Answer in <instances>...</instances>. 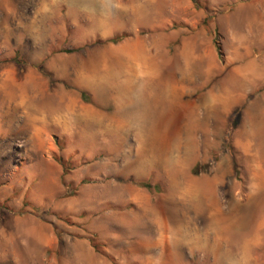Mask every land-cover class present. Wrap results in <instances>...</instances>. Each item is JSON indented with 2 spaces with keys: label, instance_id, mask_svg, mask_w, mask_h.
Segmentation results:
<instances>
[{
  "label": "rangeland",
  "instance_id": "374dc122",
  "mask_svg": "<svg viewBox=\"0 0 264 264\" xmlns=\"http://www.w3.org/2000/svg\"><path fill=\"white\" fill-rule=\"evenodd\" d=\"M0 264H264V0H0Z\"/></svg>",
  "mask_w": 264,
  "mask_h": 264
},
{
  "label": "bare ground",
  "instance_id": "6f19581e",
  "mask_svg": "<svg viewBox=\"0 0 264 264\" xmlns=\"http://www.w3.org/2000/svg\"><path fill=\"white\" fill-rule=\"evenodd\" d=\"M82 84V83H81ZM86 84H88L87 86L91 89L92 87H95L96 85H95V82H89V79H87L86 80ZM86 86V85H85ZM152 89L153 88H155L156 90H160V92L161 93H164V92H162V91H164V87L163 86H152L151 87ZM150 102H151V100H150ZM39 104V103H38ZM42 105L40 104V106H38L37 104H33V106L30 108V110L29 111H27V113L28 114H30V116L35 120V119H38L40 116H38V118H37V115H39V114H42L43 115V118L45 117V116H48L45 112H41V113H39L40 112V108L39 107H41ZM76 107V106H75ZM51 108H52V106H50L49 108L47 107V109L51 112H53V110H51ZM26 109V108H25ZM120 109V108H119ZM64 110V109H63ZM83 110H86V109H82V108H78V109H75V108H73V109H71V110H67L66 111V113L67 114H71V118H70V120H75V119H81V118H83L84 119V121L86 122V121H88V122H90V123H93V125L94 126H96V130L100 127V125L98 124H95L94 123V121H93V119H94V117L92 118L91 116V118L90 117H88V114H87V111H83ZM44 111V110H43ZM91 112V111H90ZM46 114V115H45ZM42 118V117H41ZM120 118L124 121V124L121 126V129H128L127 127H126V124H125V119H123L121 116H120ZM45 119H46V117H45ZM57 120V119H56ZM59 120H60V118H59ZM69 120V121H70ZM61 121H62V119H61ZM72 122V121H71ZM101 121L99 120V123H100ZM69 124V123H68ZM88 125V126H87ZM93 126V127H94ZM88 127H90L89 126V123L88 124H86L85 126H84V134L85 133H87V131L89 130L88 129ZM98 127V128H97ZM95 129V128H94ZM93 129V130H94ZM92 130V129H91ZM91 130H89V131H91ZM93 132V131H92ZM91 135V134H90ZM89 135V136H90ZM89 136H87V137H89ZM200 208V207H199ZM202 209V208H201ZM201 211V210H200ZM214 213H215V211H214ZM215 225H216V228H218L217 226L219 225V221H215V223H214ZM221 227H223V225L221 226ZM212 228H213V225H212ZM215 228V227H214ZM224 228V227H223ZM220 229V228H219ZM222 231V230H221ZM189 232V231H188ZM184 233V232H183ZM190 234V233H189ZM185 235L184 237H183V235H181V234H179V235H181V237H179V238H177V239H174V240H179V241H182V240H184V241H186V242H189V243H193V244H195L196 246H198V244L199 243H201L199 240H198V237H200V234H190V235ZM176 236V235H175ZM163 240H165V239H163ZM166 240L167 241H170V238H166ZM183 241V242H184ZM160 242V241H159ZM166 242V241H165ZM183 242H181V244L183 243ZM184 244H186L185 242H184ZM218 244V243H217ZM188 245V244H187ZM219 247H220V245H218ZM218 246H212L211 248L212 249H217L218 250ZM218 247V248H217ZM170 256H172V255H170V254H168L167 255V263H170V260H169V258H170Z\"/></svg>",
  "mask_w": 264,
  "mask_h": 264
},
{
  "label": "trees",
  "instance_id": "16d2710c",
  "mask_svg": "<svg viewBox=\"0 0 264 264\" xmlns=\"http://www.w3.org/2000/svg\"><path fill=\"white\" fill-rule=\"evenodd\" d=\"M125 37H126L125 34L115 35V36H113L112 38L108 39L107 41L110 42V43H114V44H116V43L120 42L122 39H124ZM239 112H240L239 109H235L234 112H233V115L236 114V117H239V115H240ZM231 122H232V121H231ZM231 122H230L231 127L236 126L237 121H236V123H235V121L232 122L233 124H232ZM144 186L148 187L147 184H145Z\"/></svg>",
  "mask_w": 264,
  "mask_h": 264
}]
</instances>
